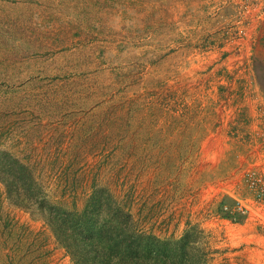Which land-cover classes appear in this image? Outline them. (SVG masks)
Segmentation results:
<instances>
[{
  "label": "rangeland",
  "instance_id": "rangeland-1",
  "mask_svg": "<svg viewBox=\"0 0 264 264\" xmlns=\"http://www.w3.org/2000/svg\"><path fill=\"white\" fill-rule=\"evenodd\" d=\"M263 25L264 0H0V147L79 206L107 185L142 229L195 225L212 264H264V225L217 209L264 144ZM0 264H74L1 181Z\"/></svg>",
  "mask_w": 264,
  "mask_h": 264
},
{
  "label": "trees",
  "instance_id": "trees-1",
  "mask_svg": "<svg viewBox=\"0 0 264 264\" xmlns=\"http://www.w3.org/2000/svg\"><path fill=\"white\" fill-rule=\"evenodd\" d=\"M38 165L29 155L19 157L0 147V181L8 199L43 219L74 264H212L197 226L188 225L181 235L168 237L144 230L134 213L132 196L117 195L97 183L79 206L75 181L62 193L54 192ZM67 191L74 195L71 203L64 197ZM230 200L222 198L217 207L226 217L232 215L222 213V207Z\"/></svg>",
  "mask_w": 264,
  "mask_h": 264
},
{
  "label": "built area",
  "instance_id": "built-area-1",
  "mask_svg": "<svg viewBox=\"0 0 264 264\" xmlns=\"http://www.w3.org/2000/svg\"><path fill=\"white\" fill-rule=\"evenodd\" d=\"M251 152L253 159L245 163L240 181L243 183L242 192L236 190L230 194L231 202L223 204L222 212L230 213L232 216H225V219L232 222L239 221L238 216H244L264 225V144Z\"/></svg>",
  "mask_w": 264,
  "mask_h": 264
},
{
  "label": "crops",
  "instance_id": "crops-1",
  "mask_svg": "<svg viewBox=\"0 0 264 264\" xmlns=\"http://www.w3.org/2000/svg\"><path fill=\"white\" fill-rule=\"evenodd\" d=\"M262 31H264V25L261 27V35L262 36H264V32L262 33ZM263 42H264V40H263ZM255 54H256V59H257V57H258V49L256 50V52H255ZM256 93L255 94H253V95H251V97L250 98H248V100H247V104H248V107H246V108H243V111H245V113H244V115H246V118H248V119H246L249 123H251L252 122V120L253 119H255L254 117L256 116V114H257V112H256V109L258 108V105L260 104V102L259 101H257L260 97H262V95L261 94H263L262 92H261V90L259 89V87H257L256 86ZM259 138H261V136L259 137ZM263 139V138H262ZM256 231V230H255ZM258 233H260V230H259V232H257V234H254L255 236H262V234H258ZM258 246H260V245H258ZM255 248H257V245L256 246H254ZM262 247H264V244H262ZM255 248H253V249H255ZM250 257L252 258V256L250 255Z\"/></svg>",
  "mask_w": 264,
  "mask_h": 264
}]
</instances>
